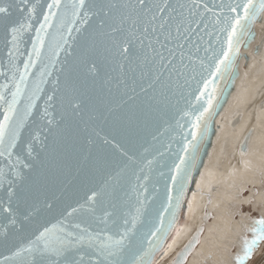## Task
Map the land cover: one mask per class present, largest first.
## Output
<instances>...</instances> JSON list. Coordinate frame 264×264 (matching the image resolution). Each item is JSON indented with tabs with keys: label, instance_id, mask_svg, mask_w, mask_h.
Returning a JSON list of instances; mask_svg holds the SVG:
<instances>
[{
	"label": "snow or ice",
	"instance_id": "obj_1",
	"mask_svg": "<svg viewBox=\"0 0 264 264\" xmlns=\"http://www.w3.org/2000/svg\"><path fill=\"white\" fill-rule=\"evenodd\" d=\"M39 9L31 0H0V28L7 50L4 76L12 85L0 86V157L11 162L15 155L19 165L25 148L27 158H33L35 145L43 143L28 124L29 118H34V98L40 91L38 87L31 90L30 75H34L32 68L42 58L45 37L59 35L67 44L65 29L70 37L75 33V39L84 38V63L92 65L90 73L98 71V60L115 64L121 73L117 83L125 89L123 95L129 100L143 97L149 109L161 114L199 75L203 87L196 100L203 101L202 110H197L192 121L191 139L185 135L179 162L173 161L166 202L161 201L148 220L144 217L148 216L150 198L144 193L148 192L146 182L150 178L141 171L136 177L134 212L121 207L119 191L123 188L114 189L107 199L103 191L92 190L83 203L62 211L55 222L46 220L25 229L33 216V205L17 189L27 174L21 176L16 165L11 169V178L0 170V188L7 183L0 196V211L7 213L3 220L11 225L0 241L10 255L0 259V264H146L145 257L155 250L174 222L200 140L207 135L208 116L226 98L218 82L230 77L241 45L254 38L251 25L264 14V0H72L70 5L63 0H48L46 9L43 4ZM34 21L39 26L34 29L32 47L25 49L27 58L21 69L16 64L17 58L24 55L21 38L33 29ZM89 48L92 59L87 58ZM55 99V95L47 96L49 106ZM69 106L73 114L80 113L81 105L75 99L69 101ZM53 120L46 108L41 121H47V128ZM47 130L51 132V128ZM147 163L151 165L152 161ZM22 167L31 171L33 165L24 163ZM22 231H27L26 236L9 246V238H19ZM250 232L253 238L244 239L243 254L236 255V264H241L253 246L264 240V218L253 220ZM197 242H190L185 252Z\"/></svg>",
	"mask_w": 264,
	"mask_h": 264
},
{
	"label": "water",
	"instance_id": "obj_2",
	"mask_svg": "<svg viewBox=\"0 0 264 264\" xmlns=\"http://www.w3.org/2000/svg\"><path fill=\"white\" fill-rule=\"evenodd\" d=\"M47 2L48 0H31L38 12L41 4L46 9ZM63 2L70 5L72 0ZM39 18H43L42 13ZM33 23V29L25 32L21 38L20 50L24 55L16 60L21 69L23 60L27 58L25 49L32 47L34 29L39 26L35 21ZM263 24L264 14L258 16L257 21L251 25L254 38L246 45H241L230 77L224 82H218L226 98L222 106L214 108L213 113L208 116L207 135L200 140L195 166L191 169V178L186 183L181 203L175 211L174 222L155 250L149 251L145 257L146 264H153L161 256L185 219L191 196L199 190L197 186L201 175L218 138L222 115L236 92L243 70L262 51L264 38H258V28ZM49 31L55 32L54 29ZM3 35L4 31L0 28V86L9 84L12 87L4 76L7 50ZM63 35L67 44L59 35L45 37L44 47L41 49L42 58L32 68L34 75H30L31 90L38 87L40 91L36 92L34 98V118L30 117L28 124L33 135H39L43 143L35 145L33 158H27L25 148L19 165L16 164L15 155L11 162L6 157H0V170L8 178H11L13 165H16L21 176L27 174L23 184L17 181L20 184L17 191L33 205V216L30 223L25 224V229L46 220L55 222L62 211L83 203L92 194V190L103 191L107 199L114 189L119 191L123 188V191H119L121 207L123 211L134 212L137 198L136 177L141 175V171L150 178L146 182L148 192L144 193L150 198L147 201L148 216L144 219H151L154 209L159 207L161 201L166 202V183H171L169 172L174 167L173 161L179 162L177 157L183 154L185 135L187 134L188 140L191 139L192 121L197 110H202L200 104L203 101L196 100L199 88L203 87L201 78L198 75L191 81L183 89L182 96L173 98L161 114L149 109L143 97L129 100L128 96L123 95L125 89L117 83L121 73L115 64L109 65L102 59L98 60V71L90 73L92 65L85 66L84 63V38L75 39V33L70 37L67 29L63 31ZM87 58H94L90 48ZM8 76H11V72H8ZM48 95L56 97L50 106L47 102ZM73 99L81 105L79 114H73L69 106V101ZM46 108L54 117L52 124L47 125L51 132L45 127L47 121H41ZM236 121L237 117L232 120V124ZM25 136L27 138V134ZM247 138L248 132L239 145L241 151L247 147ZM160 153L164 155L161 156ZM148 160L152 161L151 165L147 163ZM24 163L33 165L32 170L23 168ZM165 177L169 179L166 181ZM6 188L7 183L0 188V196L4 195ZM140 192L143 193L144 190L141 188ZM49 204L53 206L52 209L48 208ZM6 215L7 213L0 211V241H3L11 227L8 221L3 220ZM209 217V211L205 210L203 219ZM21 222L23 223L22 220ZM201 232L202 226L198 225L175 253L170 264H182L185 261L193 248L185 252L186 246L194 239L198 240ZM26 234L27 231H22L18 234L19 238L10 237L9 246L18 243ZM147 247L145 241V248ZM7 255H10L7 248L0 246V259Z\"/></svg>",
	"mask_w": 264,
	"mask_h": 264
},
{
	"label": "bare ground",
	"instance_id": "obj_3",
	"mask_svg": "<svg viewBox=\"0 0 264 264\" xmlns=\"http://www.w3.org/2000/svg\"><path fill=\"white\" fill-rule=\"evenodd\" d=\"M259 37L264 38V24L258 28ZM251 60L222 115L199 190L191 196V206L169 246L153 264H170L198 225L202 226L198 242L182 264H236L244 239L253 238L250 228L257 217L250 210L264 218V43L260 55ZM247 132V147L241 151ZM205 210L208 219H203ZM259 253L253 264H264V251Z\"/></svg>",
	"mask_w": 264,
	"mask_h": 264
},
{
	"label": "rangeland",
	"instance_id": "obj_4",
	"mask_svg": "<svg viewBox=\"0 0 264 264\" xmlns=\"http://www.w3.org/2000/svg\"><path fill=\"white\" fill-rule=\"evenodd\" d=\"M245 207V208H244ZM244 210L243 212H245L248 207L244 206ZM251 216H256L257 219H261V217L259 216V214L255 211V210H250ZM262 249V250H261ZM264 251V240H259L252 248L251 254L241 262V264H253L254 262H256L257 258L259 257V252Z\"/></svg>",
	"mask_w": 264,
	"mask_h": 264
}]
</instances>
